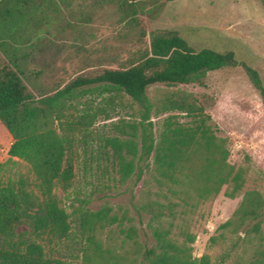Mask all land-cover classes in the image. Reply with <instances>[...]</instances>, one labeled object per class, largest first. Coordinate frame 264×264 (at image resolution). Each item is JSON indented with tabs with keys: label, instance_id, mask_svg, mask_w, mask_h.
Wrapping results in <instances>:
<instances>
[{
	"label": "rangeland",
	"instance_id": "obj_1",
	"mask_svg": "<svg viewBox=\"0 0 264 264\" xmlns=\"http://www.w3.org/2000/svg\"><path fill=\"white\" fill-rule=\"evenodd\" d=\"M123 3L68 0L59 14L44 9L51 16L35 31L33 42L38 48L32 52L28 69L39 76L29 83L31 92L44 94L56 83L117 68L144 48L148 34L156 30L178 31L196 50L234 52L238 62L257 71L264 85V11L258 0H137L135 14L128 7L120 8ZM171 92L190 95L204 108L211 133L228 152L226 163L244 172L242 191L229 199L224 193L230 185L225 184L217 196L212 193L201 200L186 182L177 186L164 182L151 164L150 173L131 194V182L120 181L112 158L103 151H110L105 148L108 138L128 140L135 136L138 143L137 106L125 96L105 92L102 86H86L74 90L64 113L75 123L85 114L95 116L94 123L87 131L75 130L74 177L66 190H54L69 217L70 232L51 245L40 241L48 255L78 263L141 264L140 247L147 238L150 242L145 223L151 216L144 214L145 223H141L133 204L157 202L164 207L161 225L174 241L182 243L186 233L195 236L191 245L194 258L208 255L211 264L247 263L251 250L245 245L222 261L235 238L217 229L230 219L244 192L255 190L264 198V112L259 93L241 67L209 72L202 86L155 85L147 94L158 105ZM194 120L177 112L154 110L151 115L157 141L168 124L187 127L194 125ZM11 143L0 123V179L22 180L38 195L30 166L8 156ZM83 151L91 155L84 159ZM99 211L107 213V220L103 228L93 232L88 216ZM25 230L24 226L17 228V232ZM211 237L216 238L215 244L210 243Z\"/></svg>",
	"mask_w": 264,
	"mask_h": 264
},
{
	"label": "trees",
	"instance_id": "obj_2",
	"mask_svg": "<svg viewBox=\"0 0 264 264\" xmlns=\"http://www.w3.org/2000/svg\"><path fill=\"white\" fill-rule=\"evenodd\" d=\"M258 1L264 11V0ZM67 3L68 0H0V123L12 139L8 156L30 166L38 191L36 195L28 190L22 180L0 179V264H91L53 258L40 243L51 245L70 232L69 217L54 190L70 187L76 159L75 130L87 131L95 119L85 114L75 123L66 117L64 110L74 90L102 86L105 92L125 96L137 106L138 143L135 136L128 140L108 138L105 148L110 151H103L112 158L120 181L131 182V194L143 176L150 173L151 164L164 182L174 186L186 182L201 200L212 193L217 196L225 184L230 186L224 196L233 199L244 186V172L226 163L228 152L211 133L210 117L197 100L185 93L171 92L155 105L147 94L152 86H202L209 72L241 67L258 91L264 112V85L256 70L238 62L232 51L196 50L175 30L150 32L147 45L117 68L80 75L34 95L29 83L35 82L39 73L29 71L28 66L33 50L38 48L33 42L37 38L35 31L49 21L51 14L44 9L59 14ZM136 4L137 0H124L120 8L128 7L135 14ZM154 110L184 114L195 119L194 125L168 124L157 141L151 121ZM87 154L91 155L83 151L84 159ZM133 207L141 223H145L144 214L151 216L145 223L150 242L147 238L140 247L141 264H211L208 255L192 256L194 235L186 233L184 241L177 243L162 227L163 205L149 202ZM106 220L104 211L91 213L90 230L103 228ZM19 226L26 230L17 232ZM217 230L230 232L235 238L222 261L245 245L251 250L246 264H264V198L258 191L244 192L230 219ZM209 241L215 244L216 238Z\"/></svg>",
	"mask_w": 264,
	"mask_h": 264
}]
</instances>
